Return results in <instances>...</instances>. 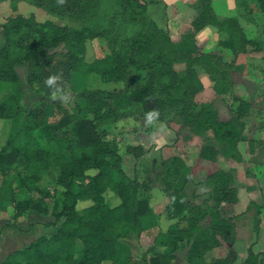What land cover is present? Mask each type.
I'll list each match as a JSON object with an SVG mask.
<instances>
[{"label":"trees","instance_id":"1","mask_svg":"<svg viewBox=\"0 0 264 264\" xmlns=\"http://www.w3.org/2000/svg\"><path fill=\"white\" fill-rule=\"evenodd\" d=\"M99 1L32 0L52 14L82 20L95 14ZM211 1L198 0L194 32L206 27L227 32L229 38L223 45L233 54L242 52L249 40L237 20L218 19ZM242 1L255 3L264 16V0ZM119 2L123 11L113 15L107 31L39 24L33 16H16L0 26L4 40L0 83L12 87L10 98L0 103V117L12 122L9 138L0 148V203H11L15 218L34 211L53 218L55 224L61 222L55 234L39 237L1 264H174L181 248H186L185 264L236 262L237 255L229 247L224 257L206 259L214 248L236 240L234 217H223L220 210L223 204L237 202L229 171L217 169L204 182H194L184 159L175 155L152 176L138 181L122 169L117 141L107 139L120 121H160L173 112L193 135L211 133V140L202 146L201 159L215 162L223 155L240 163L238 144L245 139L243 117L250 104L231 97L235 106L230 101L231 116L222 120L213 100L197 101L203 91L199 71L212 83L215 99L230 98L233 65L201 50L195 34L172 41L147 15V4L155 0ZM127 13L130 31L117 41L118 47L108 58L85 62L86 41L112 34L115 23ZM59 46L61 51H56ZM20 65L27 67V84L46 98L62 94L79 68L124 87L84 90L78 94L81 103L71 110L45 98L22 119L21 80L16 73ZM175 65L184 69L177 71ZM125 152L135 159L144 154L142 147L131 145ZM155 186L168 199L165 213L172 222L164 231L150 205ZM204 187L210 193L201 202L196 190ZM108 196L117 203L112 205ZM132 237L150 238L139 259L127 244ZM242 264H264V253H255L250 246Z\"/></svg>","mask_w":264,"mask_h":264},{"label":"rangeland","instance_id":"2","mask_svg":"<svg viewBox=\"0 0 264 264\" xmlns=\"http://www.w3.org/2000/svg\"><path fill=\"white\" fill-rule=\"evenodd\" d=\"M122 11L123 7L121 6V2H119V0H100L95 14L89 19L82 20L71 18L68 15L58 16L52 14L45 8L36 6L32 0H3L0 3V26L6 24L8 19L16 16H22L25 18L33 16L39 24L51 23L56 26H65L72 29L89 27L95 31H107L110 28V19L115 13H121ZM128 17L129 13L125 14L123 18H120L117 23H115L112 34L98 35L86 41V50L84 53L85 62L94 63L95 61L108 58L111 55L113 52L112 50L118 47L117 41H120L123 38L122 35L130 31L128 28ZM256 29L257 31L253 34L257 36L254 37L253 41L249 40L248 44L251 48L257 46L255 48L264 53V19L259 21V25H257ZM3 45L4 40L1 36L0 29V47ZM61 49L62 46H59L56 51H61ZM175 69L177 71H182L184 67L183 65H175ZM26 71L27 67L24 65H20L16 68V73L21 80V96L19 97L18 103L23 109L22 119H24L27 113L41 100L46 98L44 93H36L32 90L30 85L27 84ZM199 77L201 76L199 75ZM123 87V83H107L97 73H86L84 68H79L78 70L72 72L71 81L62 94H53L46 99L56 101L65 109L71 110L76 103H81L78 94L84 90L101 89L113 91L120 90ZM230 90V98L226 101L228 102V106L230 101H232L231 97L237 96L238 98L243 99L241 96L237 95V91L234 90L232 86ZM250 93V96L255 99V101L264 100V98H262L264 97V90L262 86L250 91ZM11 94L12 87L8 84L0 83V103L8 100ZM206 95L207 94H200L197 97V101H211V99H209ZM233 106H235V103L232 101L231 107ZM229 109L231 111L230 106ZM249 110L250 107L247 110V116L243 117L245 124L243 136L245 139L238 144L242 161L240 163H235L234 161L231 162V160L225 158L223 155H218L217 157V162L220 166L218 169L229 171L234 178L235 186L237 188V202L234 204H223L220 208L223 217H234L235 219L236 241H234L231 245L222 243L220 246L208 252L206 254V259L208 261L214 258L224 257L229 247L233 248L237 255L235 264H242V261L246 256L247 248L258 244L259 241L261 243L264 242V189L260 187L258 179L250 185L244 181L246 178L245 174L254 173L256 175L254 170L250 169L245 171L244 168H239L242 166L241 164H244L245 158L243 156H246L249 153L252 154L254 148H260L261 145H263L261 146L263 150L261 151L260 159L264 160V138H261L262 134H260L264 131V123L261 127H258L255 123L258 121V119H255L257 117L250 119L251 116L249 115ZM172 113L169 112L168 114L163 115L160 121H152L143 118L138 120L126 119L118 122L109 130L107 139H114L117 141L119 154L121 156V167L124 172L130 176V178H136L138 181H143L146 175L149 174L152 176L157 167L175 155L184 156L183 159L187 167L190 169V174L191 171L193 172V176L191 175L193 179H191L194 182H204L209 176L204 167L199 168V162L201 159L200 152L202 146L207 143V141L211 140V133L207 132L200 136L193 135L177 117L172 115ZM225 117L229 119L230 114ZM259 121H262V119ZM170 124H172V126ZM11 126L12 122L10 119L0 117V148L8 140ZM251 126H253L252 129ZM168 127L171 128L170 131L172 133L168 134L165 138L160 137V133L165 131ZM249 131L254 132L250 140L247 139V135L245 136V134ZM18 139L21 140L22 137L19 136ZM138 142H142L144 145L145 151L143 156L140 157L139 160H133L130 157L127 158L128 154L125 152L126 147L128 145H134ZM218 148L220 147L218 146ZM193 167L197 169L195 172L193 171ZM190 187L192 188V186ZM207 187L196 190V195L199 196L198 200L201 202L208 199L210 189ZM154 188L155 191L152 194V203L150 199V205L154 213L160 216L159 222L161 224V229L164 231L167 229L168 223H170L165 213V206L168 203V199L158 186H155ZM109 197L110 196H108V199L112 205L117 203L115 198ZM0 205L3 207V209H0L1 230L4 227L13 225L11 222L15 221L17 218L14 217V210L11 203L2 201ZM80 207H82V205H80ZM30 214L37 213L32 211L28 215ZM47 218L53 220L51 217ZM60 224L61 222L57 223L58 228ZM44 233H47V231L44 230L43 234ZM9 240H11V237L7 234V236H5L4 243H7ZM149 241V237H132L131 240L127 241L128 246L133 251L134 258H141L146 251ZM16 244L19 243L16 242ZM261 248L263 250L264 246ZM255 250L261 249L255 248ZM185 256L186 248L179 249L177 251L174 264H185Z\"/></svg>","mask_w":264,"mask_h":264},{"label":"crops","instance_id":"3","mask_svg":"<svg viewBox=\"0 0 264 264\" xmlns=\"http://www.w3.org/2000/svg\"><path fill=\"white\" fill-rule=\"evenodd\" d=\"M155 1V3L147 4V15L160 29L168 32L172 41H178L184 34H195L197 45L201 50L219 55L225 62L233 65L232 87L237 91V95L241 96L243 100L249 102L251 105L249 110V115L251 116L250 119L257 117L255 119H258V121L255 123L258 127H261L264 123V100L255 101V99L250 96V91H253L260 86H262L264 90V53L256 49L255 47L257 46H255L254 49L247 44L244 48L245 50L239 52L238 54H233L228 47L223 45V42L229 38V34L224 31L219 32L213 27H206L195 33L192 27V21L198 13V0ZM211 8L213 14L218 19H236L247 40H254V37L257 35H254L253 33L257 31L256 27L259 25V21L264 19V16L261 15L262 13L259 11L257 5L253 2L242 0H212ZM199 75L201 76L200 79L203 85V91L201 94H207L206 96L214 101L215 108L217 109L220 118L222 120H228L225 116H228L229 114L231 116L228 102H226L229 99V96H224L223 98H225V100L215 99L212 83L202 71H199ZM261 119L262 121H259ZM170 125L172 126V124ZM252 127L253 126H251V129ZM170 129V127L166 128L165 131L160 133V137L165 138L168 134H171L172 132ZM253 134L254 132L249 131L245 134V136L247 135V139L250 140ZM260 134H262L261 138H264V131ZM131 146H140L145 151L142 142H138ZM261 146L260 148H254L252 154L249 153L246 156L244 155V164H241L242 166L239 168H244L245 171L250 169L254 170L256 175L254 173L245 174L246 178L244 181L250 185L258 179L260 187L264 189V160L260 159L261 151L263 150ZM181 156L184 158L183 155ZM129 157L135 160L133 156L128 155L127 158ZM231 162H233V160H231ZM200 167H204L207 170L206 173L210 175L213 174L220 166L218 165L217 160L215 162H210L208 160L200 159L199 168ZM195 170L197 169L193 167L194 172ZM126 175L129 176L128 174ZM191 175L193 176L192 171ZM154 191L155 188H153L150 193L151 203ZM170 223H168V225ZM11 224H13V226H7L0 230V264L9 255H12L17 250L28 246L39 237L52 236L58 229V225L55 224L53 220L47 217H42L38 214H30L25 217H19L15 221H12ZM44 230H46L47 233L43 234ZM7 234H9L11 240L4 243L5 236H7ZM16 242L19 244H16ZM263 246L264 242L261 243L259 241L258 244L252 246V250L254 248L253 251L255 253H264V249L262 250L261 248ZM255 248H259L261 250H255Z\"/></svg>","mask_w":264,"mask_h":264}]
</instances>
